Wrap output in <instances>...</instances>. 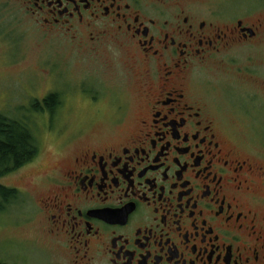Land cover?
I'll return each instance as SVG.
<instances>
[{
	"label": "flooded vegetation",
	"instance_id": "obj_1",
	"mask_svg": "<svg viewBox=\"0 0 264 264\" xmlns=\"http://www.w3.org/2000/svg\"><path fill=\"white\" fill-rule=\"evenodd\" d=\"M235 1L21 0L88 60L89 80L119 78L106 86L112 111L89 90L105 118L58 141L57 162L40 161L38 142L36 158L3 176L44 189L39 213L67 264H264V159L229 125L249 121L253 87L264 92L248 55L264 26ZM214 66L230 71L226 84L209 79ZM66 108L53 91L35 112L54 128Z\"/></svg>",
	"mask_w": 264,
	"mask_h": 264
},
{
	"label": "rangeland",
	"instance_id": "obj_2",
	"mask_svg": "<svg viewBox=\"0 0 264 264\" xmlns=\"http://www.w3.org/2000/svg\"><path fill=\"white\" fill-rule=\"evenodd\" d=\"M251 5L252 23L264 26V0H236L231 8ZM21 8V0H0V115L40 122L33 129L42 148L40 161L55 163L58 141L73 138L81 128L105 118L95 112L89 90H99V102H109L104 111H112L118 94L106 86H113L119 78L104 72V85L95 78L89 80L93 68L88 60L71 53L62 38L42 32ZM251 43L248 55L252 58V73L264 82V27ZM214 68L206 72L209 79L226 84L230 71ZM53 91L59 92L67 108L57 115L59 125L48 128L44 123L47 119L34 110L37 101ZM252 91L249 121L243 127L238 121V127L236 118L230 116L229 125L247 147L264 159V92L255 87ZM18 181V174L0 178V185L19 188L17 200L5 203L0 197V263L67 264L63 252L47 236L39 213L37 203L44 189L32 178L24 183Z\"/></svg>",
	"mask_w": 264,
	"mask_h": 264
},
{
	"label": "trees",
	"instance_id": "obj_3",
	"mask_svg": "<svg viewBox=\"0 0 264 264\" xmlns=\"http://www.w3.org/2000/svg\"><path fill=\"white\" fill-rule=\"evenodd\" d=\"M53 103L54 97H51L48 106H53ZM17 121L0 115V178L32 161L39 153L33 129L22 127ZM0 197L9 203L18 199V192L0 185Z\"/></svg>",
	"mask_w": 264,
	"mask_h": 264
}]
</instances>
